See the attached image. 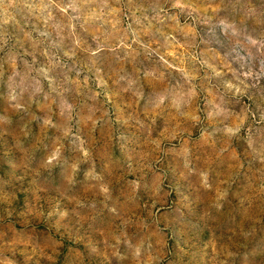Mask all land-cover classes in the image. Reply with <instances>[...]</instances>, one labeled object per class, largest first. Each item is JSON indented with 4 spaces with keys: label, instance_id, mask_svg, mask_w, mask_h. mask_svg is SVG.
<instances>
[{
    "label": "rangeland",
    "instance_id": "1",
    "mask_svg": "<svg viewBox=\"0 0 264 264\" xmlns=\"http://www.w3.org/2000/svg\"><path fill=\"white\" fill-rule=\"evenodd\" d=\"M0 176L33 260L264 264V0H0Z\"/></svg>",
    "mask_w": 264,
    "mask_h": 264
},
{
    "label": "clouds",
    "instance_id": "2",
    "mask_svg": "<svg viewBox=\"0 0 264 264\" xmlns=\"http://www.w3.org/2000/svg\"><path fill=\"white\" fill-rule=\"evenodd\" d=\"M243 149V146H240ZM42 155V154H41ZM241 156H244L243 150L241 151ZM244 163L250 164V161L244 157ZM36 166L35 164L33 165ZM96 166L102 167L103 161L99 158L96 160ZM69 167V164L66 163L62 166V173H58L56 171L49 170L46 175L51 178L48 184V187H54L58 184H63L65 175L67 173V169ZM19 179V177H18ZM5 192L14 193V201L15 203L18 201L17 196V189L15 185L10 180H5L3 176H0V195H2ZM42 199L45 202L47 207L51 206V203H55V196L52 193L44 194L42 193ZM114 195V193L112 194ZM51 198V203H48L49 199ZM15 205V204H14ZM14 205H4L0 204V207L3 208L5 212L8 213L9 218L11 217V212L8 210L11 208L14 210ZM61 207H69L68 205L61 203ZM46 210V208H45ZM72 217L69 214L68 221L71 220ZM67 222V221H66ZM37 228L35 232L32 233L33 235V243H36L37 240L39 242L43 243L45 237L51 232L50 229L53 226L52 221H46L44 223H39L35 221L34 224ZM58 238H61L64 240V247L60 250L62 255L59 257V264H69V262H72L74 264V255L75 250L80 249L82 253L84 254V250H90L92 251L93 245L90 241L85 240L82 236L76 235L71 237H65V235L61 232L60 229H56L55 233ZM27 236V233L21 229V231L12 233L11 235H7L3 230H0V257L8 254L11 255L12 260L10 264H48L47 261H39V260H33L32 252L30 251L29 247L23 246V239ZM38 255V253H37Z\"/></svg>",
    "mask_w": 264,
    "mask_h": 264
}]
</instances>
